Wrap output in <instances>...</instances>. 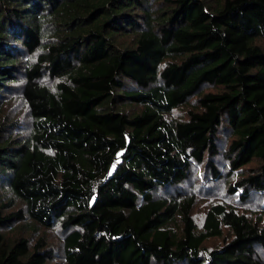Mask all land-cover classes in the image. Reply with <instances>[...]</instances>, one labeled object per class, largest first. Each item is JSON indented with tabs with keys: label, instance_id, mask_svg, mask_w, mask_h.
<instances>
[{
	"label": "trees",
	"instance_id": "1",
	"mask_svg": "<svg viewBox=\"0 0 264 264\" xmlns=\"http://www.w3.org/2000/svg\"><path fill=\"white\" fill-rule=\"evenodd\" d=\"M194 180L264 201V0H0V264L53 261L54 227L64 264H264V221L198 226Z\"/></svg>",
	"mask_w": 264,
	"mask_h": 264
},
{
	"label": "rangeland",
	"instance_id": "2",
	"mask_svg": "<svg viewBox=\"0 0 264 264\" xmlns=\"http://www.w3.org/2000/svg\"><path fill=\"white\" fill-rule=\"evenodd\" d=\"M205 91H212L215 90L214 87L206 86L204 88ZM4 105L2 106V113L8 114L10 118L17 119L20 122V131H24L29 126V116L26 111V107L24 105V102L19 98L17 95V92H6L4 93ZM186 106L179 107L174 109L170 114L167 116L170 118L178 119V118H184L186 116ZM134 110V109H133ZM220 148L221 153L219 154V168L222 170V172L227 171V160L224 158L222 153L226 149V146L228 142L231 139V136L228 135V133L223 132L220 136ZM225 185L226 180H223L222 182L218 183L217 185H214L213 187H210L208 189H201L199 188V184L194 180V182L191 184H185L184 188L190 192L192 190H195L197 192V199L196 204L193 209V216L198 224V226L201 225V221L204 215V211L207 208V206L215 201H226L229 204H232L233 207L237 209L239 212L246 213L250 218L257 219L260 218L264 221V201H262L259 198L252 199L248 203L241 204L238 203L236 200H234L231 196L225 197ZM41 233L44 232V230H40ZM7 233L13 237L16 234H24L26 236L31 235V228H21L18 226H14L13 229H8ZM35 235V234H33ZM60 232L58 230V227H54L51 230L46 231V237L48 238V241L52 244H54L57 248V256L53 261H49L48 264H64L62 259V250L61 247H59V240H60ZM37 236V235H35ZM35 236H33L35 238ZM220 244V241L218 239H210L206 246L208 247H214ZM258 255L264 256V249L258 248L257 249Z\"/></svg>",
	"mask_w": 264,
	"mask_h": 264
}]
</instances>
